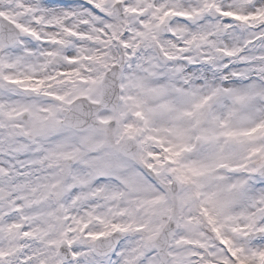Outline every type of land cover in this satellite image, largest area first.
<instances>
[{
  "label": "snow or ice",
  "instance_id": "snow-or-ice-1",
  "mask_svg": "<svg viewBox=\"0 0 264 264\" xmlns=\"http://www.w3.org/2000/svg\"><path fill=\"white\" fill-rule=\"evenodd\" d=\"M0 264H264V0H0Z\"/></svg>",
  "mask_w": 264,
  "mask_h": 264
}]
</instances>
